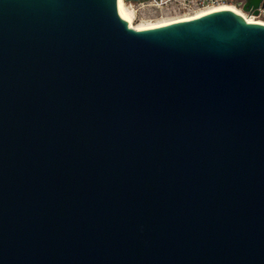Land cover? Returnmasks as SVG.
Here are the masks:
<instances>
[{"label":"water","instance_id":"water-1","mask_svg":"<svg viewBox=\"0 0 264 264\" xmlns=\"http://www.w3.org/2000/svg\"><path fill=\"white\" fill-rule=\"evenodd\" d=\"M142 1L0 0V264H264V25Z\"/></svg>","mask_w":264,"mask_h":264},{"label":"rangeland","instance_id":"rangeland-1","mask_svg":"<svg viewBox=\"0 0 264 264\" xmlns=\"http://www.w3.org/2000/svg\"><path fill=\"white\" fill-rule=\"evenodd\" d=\"M179 1L184 2L183 0H176L174 2L161 3L158 7L148 6L146 9L142 11L141 14L138 15L137 20L134 23V26H147V25H161L164 22H172L177 19H185L191 18V16H195L196 14H200L205 9L213 8L215 6H207L202 9H193L188 11H184L179 9ZM245 0H230L229 3L225 4L228 7L236 8L240 13L245 15L248 19L252 18L256 22H260L264 24V17H256L251 14H247L242 11V9L238 6L239 3L244 2ZM151 4V2H148Z\"/></svg>","mask_w":264,"mask_h":264},{"label":"built area","instance_id":"built-area-1","mask_svg":"<svg viewBox=\"0 0 264 264\" xmlns=\"http://www.w3.org/2000/svg\"><path fill=\"white\" fill-rule=\"evenodd\" d=\"M176 0H146L142 2H128V8L133 12L134 17L138 18V15L142 13L144 9L148 6L158 7L161 3L174 2ZM184 2L179 1V9L188 11L193 9H202L207 6H220L229 3L230 0H183ZM148 2H151L149 4ZM260 16L264 17V9L260 11Z\"/></svg>","mask_w":264,"mask_h":264},{"label":"bare ground","instance_id":"bare-ground-1","mask_svg":"<svg viewBox=\"0 0 264 264\" xmlns=\"http://www.w3.org/2000/svg\"><path fill=\"white\" fill-rule=\"evenodd\" d=\"M220 10H230V11H233V12L241 15L248 23L250 22V23H258V24L264 25V24H262L260 22L254 21L252 18H249L248 19L245 15H243L242 13H240L236 8L228 7L226 5H220V6H215L213 8H208V9H205L203 11H200L202 13L196 14L195 16H191V18L177 19L176 21H172V22H164L161 25H147V26H141L140 25V26H134V23L136 21V18L134 17L133 12L128 8L127 4L125 5V11H126L127 15H129L132 18V21L129 24V26L132 29L134 28L136 30H147L149 28H158V27H162V26H165V25L175 24L176 22L190 21L191 19H196V18H199V17H203V16H205L206 14H209V13L220 12Z\"/></svg>","mask_w":264,"mask_h":264}]
</instances>
